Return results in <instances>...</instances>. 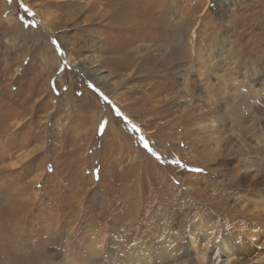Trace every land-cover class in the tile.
<instances>
[{
    "label": "rangeland",
    "instance_id": "1",
    "mask_svg": "<svg viewBox=\"0 0 264 264\" xmlns=\"http://www.w3.org/2000/svg\"><path fill=\"white\" fill-rule=\"evenodd\" d=\"M263 200L264 0H0V264H264Z\"/></svg>",
    "mask_w": 264,
    "mask_h": 264
},
{
    "label": "bare ground",
    "instance_id": "2",
    "mask_svg": "<svg viewBox=\"0 0 264 264\" xmlns=\"http://www.w3.org/2000/svg\"><path fill=\"white\" fill-rule=\"evenodd\" d=\"M162 33V34H161ZM158 35L160 36V38L163 36V38H165L166 37V32H165V30H162L161 32H158ZM159 39V38H158ZM173 39L175 40V41H177V43H179V45H181V36H178L177 35V37L176 36H173ZM172 44V43H171ZM167 45V44H166ZM159 46L158 48L159 49H156V50H159V51H164V52H168L169 51V47H170V45H167V46ZM150 48V47H149ZM137 47L136 48H133V54H135V53H137ZM171 51V50H170ZM125 61V60H124ZM123 60L122 61H120V62H116V66L118 67V66H122V63L124 62ZM125 63V62H124ZM87 78H89L90 79V77L92 76V78H99V72L98 73H94L93 75H90V74H88L87 72L86 73H83ZM90 76V77H89ZM185 81V80H184ZM14 205V204H13ZM15 206V205H14ZM260 206L261 207H264V200H263V202L261 201V203H260ZM3 207V206H2ZM6 208V207H5ZM16 208V207H15ZM259 208V207H258ZM262 210L261 211H264V208H261ZM15 210V209H14ZM13 210V206L12 207H9L8 208V210L7 211H4L2 208H0V219L1 218H3L7 213H8V215H9V213H10V215H12V216H10V217H13L14 218V216H15V211ZM17 210V209H16ZM261 213V212H260ZM7 217V216H6ZM9 218V217H8ZM8 218H6V219H8ZM3 221V220H2ZM9 221V220H8ZM10 221H12V220H10ZM192 243V247L194 248L195 246H196V242L195 241H191ZM230 241H228V240H224V239H220V244H219V247L217 248H215L214 250H209L210 248H209V244L211 243V241L210 242H208L207 243V245H206V247L204 248V250L201 252V253H199V256L196 258V260L194 261V263H192V264H233V260H232V258H231V246L229 245V244H232V243H229ZM249 242H252L251 240H249ZM12 245V244H11ZM11 245H9V247H7L6 248V252L7 253H5V255H7V257H11V256H14V249L11 247ZM234 245V244H233ZM232 245V246H233ZM192 248V249H193ZM16 249V248H15ZM4 251V252H5ZM215 252H216V254H215ZM214 254H215V256H214ZM155 256V255H154ZM213 256H214V258H213ZM140 257V256H139ZM151 260V259H150ZM149 259H148V263L150 262V263H153L154 261L153 260H151L150 261ZM156 262H154V264H155Z\"/></svg>",
    "mask_w": 264,
    "mask_h": 264
},
{
    "label": "snow or ice",
    "instance_id": "3",
    "mask_svg": "<svg viewBox=\"0 0 264 264\" xmlns=\"http://www.w3.org/2000/svg\"><path fill=\"white\" fill-rule=\"evenodd\" d=\"M27 26V25H26ZM91 87V86H90ZM117 115H120V113L117 111ZM145 147H147V145H145Z\"/></svg>",
    "mask_w": 264,
    "mask_h": 264
}]
</instances>
